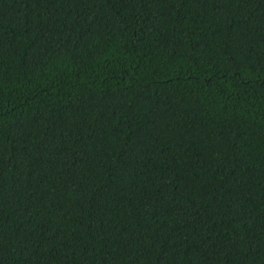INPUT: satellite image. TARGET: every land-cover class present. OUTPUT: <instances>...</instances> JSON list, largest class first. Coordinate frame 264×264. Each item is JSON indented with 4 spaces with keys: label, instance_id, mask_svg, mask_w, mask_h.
<instances>
[{
    "label": "trees",
    "instance_id": "16d2710c",
    "mask_svg": "<svg viewBox=\"0 0 264 264\" xmlns=\"http://www.w3.org/2000/svg\"><path fill=\"white\" fill-rule=\"evenodd\" d=\"M0 264H264V0H0Z\"/></svg>",
    "mask_w": 264,
    "mask_h": 264
}]
</instances>
